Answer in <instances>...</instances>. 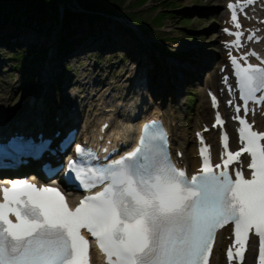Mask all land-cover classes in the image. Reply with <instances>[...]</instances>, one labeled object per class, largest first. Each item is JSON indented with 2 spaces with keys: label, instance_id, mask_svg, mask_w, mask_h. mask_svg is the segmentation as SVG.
Returning a JSON list of instances; mask_svg holds the SVG:
<instances>
[{
  "label": "snow or ice",
  "instance_id": "obj_1",
  "mask_svg": "<svg viewBox=\"0 0 264 264\" xmlns=\"http://www.w3.org/2000/svg\"><path fill=\"white\" fill-rule=\"evenodd\" d=\"M228 7L239 29L236 5ZM229 34L236 37L232 46L240 47L243 33ZM248 55L257 54L241 57L243 64L231 57L244 116L236 106L238 151L228 150L229 137L222 134L223 166L211 163L209 146L201 147V167L189 179L168 158L163 131L149 132L156 121L146 124L139 145L117 160L92 163L98 160L95 153L77 145L66 180H78L91 194L74 208L53 187L25 180L0 185V264H90L91 245L82 229L95 239L105 264H208L216 232L228 224L235 236L227 251L230 264L234 257L243 261L253 231L259 237L258 261L264 264V132L245 118L249 101L264 100V60L254 65ZM212 104L217 106L215 96ZM215 121L213 127L224 124L219 113ZM243 153L250 157V175L240 169L230 174L229 165Z\"/></svg>",
  "mask_w": 264,
  "mask_h": 264
},
{
  "label": "rangeland",
  "instance_id": "obj_2",
  "mask_svg": "<svg viewBox=\"0 0 264 264\" xmlns=\"http://www.w3.org/2000/svg\"><path fill=\"white\" fill-rule=\"evenodd\" d=\"M61 1L71 8L75 6L70 2L67 3V0ZM167 1L125 0L122 10L125 12L139 11L145 21L137 23L138 25L134 24V21L125 13L107 18L111 20L107 28L113 30L114 25L115 27L121 25L120 32L114 33L111 39L105 40V37H99L104 39H92V42L81 44L78 47L79 53H73L68 60H60L54 48H47L44 55L40 54V45L31 49L30 46L38 44L39 38L42 37V35L34 34V30L33 32L28 31L30 33L18 32L16 37H10L11 42L17 43L18 41L20 47L29 48L30 52L26 53L22 61L15 53L12 54V48L6 45L2 48L0 45V109L13 110L9 121H15L18 115L14 116V114L24 112V107L17 106L28 93L24 92L25 87L43 90L47 85L46 80L49 81L51 78L57 82L59 90L68 88L66 95L70 97L69 110H72V105L70 109L71 97L78 98L81 105L83 102L88 103L89 101L90 103L92 98L97 97L96 102L102 101L101 108H104L109 101L115 100L114 97H116V99H122L124 104L130 108L132 98L128 99L123 92L128 93L129 86L136 81L144 82V78L138 79L137 74L135 75L136 72L139 73L144 69L148 77V90H150H145L148 101L151 98L153 102L167 109L176 122L178 138L176 144L179 145L178 143L183 141L187 149L195 153L194 130L200 128L204 122H200L198 115L202 106L201 97H207V87L216 88L215 80L211 81L209 71L214 66L218 69L220 60L225 58L220 41L222 22L220 11L223 7L219 5V0H177L173 2L171 10L170 6H165L169 4ZM4 5L7 6L6 11H10V2L5 0ZM19 6L22 7L24 4ZM21 7L18 9V14ZM163 11H172L175 16L166 13L163 21L158 22L159 25H153L150 22L152 16ZM182 13L190 16V27L181 22L183 20L179 15ZM34 23L38 24V22ZM127 28L131 29L132 34L129 35L126 32ZM191 32L196 36L193 37ZM46 40L43 39V42ZM91 45L93 48L90 47ZM155 45L157 49L153 50L152 47H156ZM183 52L189 54L188 58L184 59L181 56ZM206 58L208 59L207 64L201 67V59ZM155 61H158L157 67L154 64ZM211 61L214 66L211 65ZM184 63L196 65L198 70L191 71L195 76L181 70V65ZM88 79L96 85L103 86L104 89H99L96 94H92L95 88L92 90V87L83 85ZM208 81L211 86H207ZM152 84L155 86L152 87ZM113 88L117 94L109 96L108 93L110 90L113 91ZM45 95L44 99L47 101L48 95L46 98ZM52 97L54 96H50L51 100ZM88 105L86 107H89ZM28 108L27 105L25 111ZM58 118V115H53L50 121L55 120L57 123ZM211 119L212 114L210 113L205 121L210 122ZM79 124L82 126V121L77 124L78 128ZM81 131L79 138L83 136ZM216 134L215 132L213 135L216 136ZM216 256L220 258L219 264H224L220 247L216 251Z\"/></svg>",
  "mask_w": 264,
  "mask_h": 264
},
{
  "label": "bare ground",
  "instance_id": "obj_3",
  "mask_svg": "<svg viewBox=\"0 0 264 264\" xmlns=\"http://www.w3.org/2000/svg\"><path fill=\"white\" fill-rule=\"evenodd\" d=\"M219 5L223 7L222 10L220 11L221 14L220 17L223 20L222 11L225 6V0H219ZM248 15L251 16V20H248L247 17H245L246 23L250 24L251 22H253L256 25V27L260 28L259 32L263 34V39L260 42H255L254 44L257 47H259L261 52L264 54V21L260 22L254 19L255 17H257L258 19L260 17H264V0H259L255 2V4L249 8ZM224 17H227V14H225ZM221 49H224L222 44H221ZM207 62H208L207 58L203 60L201 59L200 63L202 64L200 63L199 64L202 67L203 65L207 64ZM223 63H226L225 58L220 60V65L218 66L217 69L214 66V64L212 65V61H211V65L214 66V68L209 71L210 79L211 81L215 80V87H216L215 89H217L218 91L220 88L224 90V86L221 83L222 74L229 72L227 66L224 71H221L219 69L221 64ZM196 69H197L196 65H194L193 63H184L183 65H181V70L185 73L186 71L188 73H191L190 74L191 76H195V74H193L191 71L194 72L196 71ZM136 74L138 79L144 78V82L136 81L131 86H129L128 93H126V91L123 92V95L127 96L128 99L132 98L131 99L132 104L130 108H128L126 104H124L122 99H116V97H114L115 100L109 101L104 108H101L102 101L100 102L95 101L97 100V97L92 98V102H90L92 103V106H90L89 101L88 103L83 102L81 105L78 98L73 99L71 97L70 109L72 105V110H69L70 97L66 95L68 93V88L64 90L62 89L59 90L57 82H54L52 78L49 81L46 80L47 85L43 90H37L35 87H31V89H29L30 87H25L24 92H28V93L25 95L24 100H22L17 106V107H21V106L24 107V112L22 113L20 112L19 114L16 115L14 114V116L18 115L15 121H9L10 117H12L13 110L5 111L2 108L0 109V134L6 133L8 129L16 128L19 123H21L20 125L21 128L28 130L35 129L40 126H44L45 128H51L53 125H56L55 128H59V125H57L58 123H51L49 121L50 118L52 119L53 115H58L59 116L58 121L62 122L63 120L62 124L65 125V128L71 125H76L80 121H82L83 125L81 126L79 124V126L81 129H83L82 131H84L85 129V132H87L89 137L97 138L98 142L104 145H106L108 142H112V144H115V146L117 147L124 146L121 147L122 151L120 153H122L123 151L130 150L133 147V144L129 145L130 138L132 137L133 133L136 131L137 120L141 115L149 114L148 118L161 116L170 130L171 146L174 148L175 151L177 149L183 151L182 156L177 158L178 161L188 166L190 171H195L196 166L199 162L196 153V148H195V153H193L187 149V146L183 141L178 143L179 145L176 144L178 138H177V129H176L175 120L171 117L167 109H165L161 104L157 102H153L151 98H149L150 101H148V97L145 94V90L147 91L150 90H148L149 89V84L147 81L148 77L146 75L145 70L144 69L140 70L139 73L136 72L135 75ZM207 84H208L207 86H211L210 81H208ZM83 85L88 86L89 88L92 87V90L95 88V91H92V94L93 93L96 94L97 90L99 89L100 90L104 89L103 86L94 84L91 81V79H88L87 82L84 83ZM154 86L155 85L152 84V87ZM54 87H57V89H54ZM114 89L115 88L112 89L113 91L110 90V92L108 93L109 96L113 94H117V91H115ZM44 95L45 98L48 95L47 101H45ZM64 95L67 97H65ZM50 96H54L52 97V100L50 99ZM65 101L68 102V104ZM201 101H202V106L198 112V115L200 117V122L205 121V118H207L210 113L212 114V116L214 113V109L210 106V100L208 95L206 98L201 97ZM85 104L86 105L89 104L88 105L89 107H86ZM27 105L29 106V108L25 111ZM219 108L225 114H230L232 112L231 106H227L224 103H221ZM252 119H254L256 122L262 123L264 122V115H262L260 112H255V115ZM105 122L108 123V126L106 127L103 125ZM228 124L230 129H233L232 123H228ZM214 133L215 130L213 129L206 132L207 139L213 141ZM217 136H218V131H217ZM235 138H236L235 134H233L232 140L234 142V146L236 147ZM9 176L10 175H6V177ZM15 177H20V175H15ZM228 233H230L229 227H223L221 230L218 231L216 244L214 246V250L211 255L209 264L220 263V258L216 256V251L220 247V244L222 242L225 244L227 241H229L228 239H226V234ZM254 246H255L254 249L250 247L248 251H246L245 259L241 264H255L257 244L255 243ZM93 262L94 264H101V261L97 258L96 255H93Z\"/></svg>",
  "mask_w": 264,
  "mask_h": 264
},
{
  "label": "trees",
  "instance_id": "obj_4",
  "mask_svg": "<svg viewBox=\"0 0 264 264\" xmlns=\"http://www.w3.org/2000/svg\"><path fill=\"white\" fill-rule=\"evenodd\" d=\"M4 1L0 0V45L2 48H5V45L12 48V54L15 53L22 61L30 49L20 47L18 41L17 43L11 42L10 37H16L18 32L30 33L34 30V34L42 35V37L39 38L38 44L30 46L31 49L40 45V54L44 55L47 48H54L60 60H68L73 53H79L78 47L81 44L92 42V39H104L99 37H105V40L111 39L114 33L120 32L121 25H116V27L114 25L113 30L107 28L108 24L111 23V20L107 18L125 13L135 24L145 21L144 16L139 11L125 12L122 10L125 0H67V3L70 2L75 5L74 8L61 0H7L10 2V11H6L7 6L4 5ZM176 1L168 0L169 4L165 6H170L169 8L172 10V4ZM22 3L24 6H19ZM20 7L21 11L18 14ZM166 13L175 16L172 11L158 12L152 16L150 22L155 26L159 25L158 22L163 21ZM179 16L182 17L183 21L181 22L190 27V16L186 13ZM34 22H38V24ZM126 30L129 31H126L129 35L132 34L131 29L127 28ZM190 30L194 31L193 28ZM27 36L31 35L27 34ZM192 36L195 37L196 35L193 33ZM43 39L47 40L43 42ZM101 42L107 44L104 41ZM41 44L43 45L41 46ZM155 46L152 47L153 50L154 48L157 49V45ZM90 47L93 48L92 45ZM181 56L185 59L188 58L189 54L183 52ZM14 64L17 65L18 63ZM63 64L65 63L63 62ZM154 64L157 67L158 61H155Z\"/></svg>",
  "mask_w": 264,
  "mask_h": 264
}]
</instances>
